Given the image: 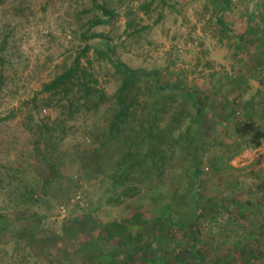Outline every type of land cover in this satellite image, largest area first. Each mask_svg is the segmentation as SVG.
Wrapping results in <instances>:
<instances>
[{
  "label": "rangeland",
  "instance_id": "1",
  "mask_svg": "<svg viewBox=\"0 0 264 264\" xmlns=\"http://www.w3.org/2000/svg\"><path fill=\"white\" fill-rule=\"evenodd\" d=\"M98 1L0 3V264H264V0Z\"/></svg>",
  "mask_w": 264,
  "mask_h": 264
},
{
  "label": "trees",
  "instance_id": "2",
  "mask_svg": "<svg viewBox=\"0 0 264 264\" xmlns=\"http://www.w3.org/2000/svg\"><path fill=\"white\" fill-rule=\"evenodd\" d=\"M4 1L5 0H0V3H3ZM214 3L218 4L220 6V9L226 8V4L220 3L216 0H214ZM91 7L93 10H95L97 15L95 17H93L92 19H90L89 22L87 23L88 29H91L95 26L107 24L111 21V19L113 17V12L110 9H108L105 4L99 3L98 0H91ZM220 16L221 15H219V17H217V21L219 23H221ZM81 38L83 41L98 38L99 40H101L104 43V45H105L104 55L107 57V59L111 63V65L114 67L115 71L117 73H119L123 79L122 84L119 87L118 93L116 95V102L117 103H119V104L124 103L125 99L127 98L126 94L129 91L128 86L129 85L131 86L132 84H135V83L141 81L142 79H152L153 82L155 83L154 87L157 89H161V88H158V86H156V85H158V80H159L158 73H156L154 71L150 72V73L139 72L137 70L129 69L126 66H124L123 64L114 60L113 57L110 55L111 48H110L109 44L106 42L105 38H99V36H96V35H89L88 36L86 33H82ZM87 49H88V46H86V44H85V46L82 48V50L80 52L81 55L85 54ZM80 57H81L80 55L77 56L74 60V63L66 71H64L62 74H60L56 78H54L49 83L44 84L42 86L41 91L42 92H51V91L59 89L60 91L65 92V94H66L69 90V88L66 87L67 83L68 84H74V83L80 84L82 87V90L84 92L83 96L81 98L83 99V103L86 104L88 102V99H90V97H91V95H90L91 89L87 86V84H85L82 81V78L85 77L86 74L84 73V69L80 66V63H79ZM183 94H185L189 98L195 99V95L192 92H183ZM195 102H196L195 103L196 107H198V102L197 101H195ZM70 106H71V102H70ZM93 106H97V105L93 103ZM125 111H126V107L123 109H119L117 111L115 118H116L118 123H121L120 116L126 115ZM194 174L197 176L198 171L195 170Z\"/></svg>",
  "mask_w": 264,
  "mask_h": 264
}]
</instances>
